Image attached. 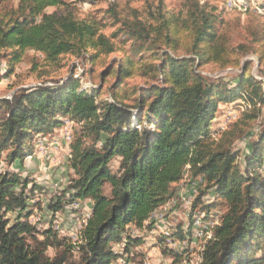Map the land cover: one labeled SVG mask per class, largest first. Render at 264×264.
I'll list each match as a JSON object with an SVG mask.
<instances>
[{
    "label": "trees",
    "instance_id": "obj_1",
    "mask_svg": "<svg viewBox=\"0 0 264 264\" xmlns=\"http://www.w3.org/2000/svg\"><path fill=\"white\" fill-rule=\"evenodd\" d=\"M79 1L0 0V51H8L1 55L7 58L5 75L27 50L42 54L51 66H61L66 55L94 65L101 56L120 53L104 63L96 85L83 87L71 73L0 98V158L5 152L10 164L21 159L32 149L34 136L67 118L76 125L69 143L72 174L47 207L56 212L76 199L92 201L78 242L51 228L39 234L21 219L31 198L25 192L28 180L0 172V264H108L115 256L109 243L120 241L123 233L126 246L139 243L140 237L125 227L154 229L151 214L175 197V184L184 176L200 178L203 186L189 216L209 213L217 205L224 209L198 264H261L264 258L253 252L264 237V175L259 169L264 127L242 163L235 144L258 118L264 92L247 72L248 61L232 82L211 80L200 68L239 66L248 52L264 65V30L249 25L251 43L234 45L222 11L202 0H181L176 9L165 0L146 1L127 17L114 3L80 17L69 8V2ZM51 7L56 9L47 12ZM108 20L115 29L106 35ZM89 73L94 77L93 66ZM106 76L113 80L104 88ZM133 78L142 84L128 83ZM237 99L247 107L225 128L210 131L218 104ZM116 158V167L111 166ZM207 193L214 199L205 203L201 199ZM16 210L9 223L5 214ZM189 228L177 236L184 239ZM161 252L178 257L170 248Z\"/></svg>",
    "mask_w": 264,
    "mask_h": 264
},
{
    "label": "rangeland",
    "instance_id": "obj_2",
    "mask_svg": "<svg viewBox=\"0 0 264 264\" xmlns=\"http://www.w3.org/2000/svg\"><path fill=\"white\" fill-rule=\"evenodd\" d=\"M146 1L151 0H82L79 2H69V8L80 17L84 16L95 9H105L110 3L118 7L120 16L127 17L132 8H141ZM181 0H165L169 9L179 7ZM208 1L215 5L219 11H222V18L226 22V28L230 32V37L234 45H239L248 41L251 43V35L247 32V26L259 27L264 30V0H202ZM228 5V6H227ZM231 7H230V6ZM55 7L47 9V12L55 10ZM61 9V8H60ZM248 9V10H247ZM59 10V9H58ZM108 23L103 29V33L108 35L115 29V26H109ZM257 26V27H256ZM222 26L219 27V31ZM121 36L120 39H123ZM127 41L124 47L129 46ZM0 51V98H10L20 87H28L39 84H52L51 80H57L66 75L73 74L78 78L83 87H87L100 81L99 73L103 65L120 55L119 52L107 56H101L100 60L91 65L89 60L82 57L66 55L62 58L60 64L47 65L42 54L33 50H27L23 53L21 59L14 63L13 69L9 75L7 71V58ZM246 61H248L247 72L260 81L264 92V65L260 64L256 55L248 52L241 56L239 66H229L220 68L213 64H205L200 70L209 79L214 80L221 77L230 80L240 74ZM105 63V64H104ZM94 67V77L90 75L89 69ZM113 80L112 76H106L103 87H107ZM142 84V79H129L128 83ZM102 83V82H101ZM102 96V95H100ZM215 113V118L210 125V131L223 129L230 122L235 120L241 111L247 105L243 100H234L219 103ZM250 127L246 129L247 133L241 139H238L235 147L239 151L237 161L242 163L243 156L249 152L250 144L257 138L258 133L264 127V104L261 107L259 116L256 120L251 121ZM76 129L75 123L65 118L61 125L53 127L46 133L36 135L32 138V149L21 159H16L11 164L5 158V152H2L0 158V172L10 171L17 173L21 178L28 180L25 190L31 198L28 200V207L22 212V215L29 212L22 220H27L35 226L36 231L40 234L42 231L51 228L56 230L59 235L65 236L71 242H78L80 232L90 215L91 199H76L66 204L63 209L53 212L48 209V203L54 201L60 191L68 185L72 174L68 165L70 153L69 143L72 134ZM117 159L111 161V166H115ZM116 167V166H115ZM264 175V151L263 162L259 167ZM200 178L191 179L189 176L179 181L176 186V195L170 201L158 207L150 216L154 223V229L150 232H139L131 226L125 227V232L133 236H139V243H129L126 246L124 233L120 241H111L109 243L113 250L114 257L108 261V264H121V259L128 264H198L200 261V251L205 241L210 238L214 225L218 222V216L223 212V207L217 205L209 213L204 211L189 216L190 206L194 198L199 194L202 186ZM33 191H29L32 189ZM18 191L19 187H15ZM108 187L105 192L107 193ZM68 194V193H67ZM213 195L207 193L202 197V201H213ZM219 202V201H218ZM199 210V207H196ZM18 214V211H10L5 217L12 223ZM189 236L180 239L178 231L182 234L187 233ZM206 230V231H205ZM160 235L164 241H159ZM205 240V241H204ZM260 247L256 248L253 255L264 258V237L261 238ZM170 248L178 252V257L174 258L170 254H163V248ZM47 253L53 255L55 251L51 248ZM264 264V259L262 263Z\"/></svg>",
    "mask_w": 264,
    "mask_h": 264
},
{
    "label": "built area",
    "instance_id": "obj_3",
    "mask_svg": "<svg viewBox=\"0 0 264 264\" xmlns=\"http://www.w3.org/2000/svg\"><path fill=\"white\" fill-rule=\"evenodd\" d=\"M126 259L125 260L121 259V264H128V262L126 261Z\"/></svg>",
    "mask_w": 264,
    "mask_h": 264
},
{
    "label": "bare ground",
    "instance_id": "obj_4",
    "mask_svg": "<svg viewBox=\"0 0 264 264\" xmlns=\"http://www.w3.org/2000/svg\"><path fill=\"white\" fill-rule=\"evenodd\" d=\"M233 1H234V0H233ZM227 6H228V5H227ZM229 6H230V5H229ZM231 6H232V5H231ZM231 6H230V7H231ZM247 10H248V9H247ZM263 10H264V9H263ZM205 231H206V230H205ZM204 241H205V240H204Z\"/></svg>",
    "mask_w": 264,
    "mask_h": 264
}]
</instances>
